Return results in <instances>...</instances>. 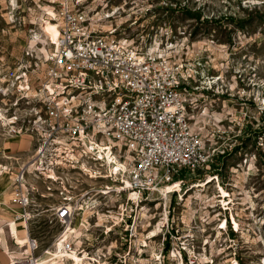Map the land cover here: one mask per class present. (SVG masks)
<instances>
[{
	"label": "built area",
	"instance_id": "obj_1",
	"mask_svg": "<svg viewBox=\"0 0 264 264\" xmlns=\"http://www.w3.org/2000/svg\"><path fill=\"white\" fill-rule=\"evenodd\" d=\"M97 15L90 13L86 0H60L57 9L46 14L58 27L52 47L41 57L34 56L35 67L20 61L0 79L15 97L10 106L0 108V126L11 137L26 135L34 141L31 161L13 178L12 202L24 210L19 218L35 221L49 213V222L61 228L57 245L41 256L39 241L28 235L20 245L21 259L11 264L138 263L147 247L145 242L136 247L140 203L151 200L154 193L162 200L172 196L178 191L173 177L195 172L212 157L191 121L189 106H196L199 98L189 86L190 69L154 45L142 51L128 39L117 38L115 29L102 34ZM39 64L44 73L35 87L32 72L39 70ZM0 94L7 95L2 84ZM115 159L122 165L116 168ZM83 165L97 173L92 177ZM82 175L109 182L100 193L107 202L112 197L126 199L117 213L120 220L112 225L124 224L120 256L95 259L88 250L75 247V217L88 211L87 215L98 216V203L87 206L94 197L85 198L87 192L72 194V183L81 185ZM212 178L217 188V176ZM179 180L184 186V179ZM168 185L171 192L163 190ZM227 194L217 193L216 230L239 233L241 229L233 225V198ZM53 195L58 203L43 208L41 200ZM207 244L206 240L203 245ZM194 251V244L182 243L171 249L170 256L180 264L213 263ZM56 254L60 260H54ZM45 255L49 257L41 262ZM157 261L161 264V253ZM229 264H238L237 258Z\"/></svg>",
	"mask_w": 264,
	"mask_h": 264
},
{
	"label": "rangeland",
	"instance_id": "obj_2",
	"mask_svg": "<svg viewBox=\"0 0 264 264\" xmlns=\"http://www.w3.org/2000/svg\"><path fill=\"white\" fill-rule=\"evenodd\" d=\"M59 1L0 0V79L20 61L35 67L34 56L43 55L37 50L35 29L39 31L42 17L56 23L46 14H52ZM86 2L90 13L101 19L102 34L115 29L117 38L128 39L142 51L154 45L171 61L190 69L189 86L199 98L196 106H189L191 121L204 150L212 154L207 165L173 177L174 182L182 177L185 185L172 196L162 200L154 193L151 200L140 203L143 210L137 224L136 247L140 242L147 247L136 264H159L160 253L161 264H180L171 258V249H178L182 243L194 244L195 255L211 258L212 264H229L235 257L238 264H264V0ZM38 67L32 72L35 87L44 73L43 65ZM0 84L7 93L0 94V108L4 109L15 97L6 83ZM13 144L15 153L9 149ZM33 149L31 137H11L0 126V173L12 165L28 164ZM216 176L217 188L212 178ZM81 180V185L72 183V194L87 192L85 198L94 197L87 206L98 203V216L87 215L89 211L78 213L76 217L83 220L78 218L74 225L83 222L87 230H81L75 247L88 250L95 259L122 255L124 224L112 225L120 220L117 213L126 199L112 197L107 202L100 193L109 182L89 180L86 175ZM217 193L218 197L230 193L233 198V225L241 229L239 233L216 230ZM41 201L43 208L58 203L56 195ZM40 219L42 228L30 232V237L40 243L39 256L54 247L61 233L55 222H49V213ZM155 227H159L157 232L150 236Z\"/></svg>",
	"mask_w": 264,
	"mask_h": 264
},
{
	"label": "crops",
	"instance_id": "obj_3",
	"mask_svg": "<svg viewBox=\"0 0 264 264\" xmlns=\"http://www.w3.org/2000/svg\"><path fill=\"white\" fill-rule=\"evenodd\" d=\"M11 146L10 151L15 153L16 145ZM20 166L21 164L19 167L12 165L8 171L0 173V264H11L14 260H20V245L26 242L31 230L33 232V229L42 228L39 225L41 219L29 223L19 218L24 210L12 202V181Z\"/></svg>",
	"mask_w": 264,
	"mask_h": 264
},
{
	"label": "bare ground",
	"instance_id": "obj_4",
	"mask_svg": "<svg viewBox=\"0 0 264 264\" xmlns=\"http://www.w3.org/2000/svg\"><path fill=\"white\" fill-rule=\"evenodd\" d=\"M36 23H37V21L35 22V25H37ZM41 25L44 26L45 31L42 30V28L40 27ZM38 27H39V31H37L35 29L36 34L38 35L37 39H36L37 50L39 51V54H43L44 55L45 53H47L48 49L50 47H52V44L56 41V38L58 36V27H57L56 23H52L51 21L45 19L44 17L39 18ZM208 84H210V83H208ZM115 163H116V168L122 165L117 159H115ZM83 168H85V171L88 174H90L92 177H93L94 174L97 173L96 170L94 171V170H92V169H90V168H88V167H86L84 165H83ZM181 185H182V181L179 180V181L175 182L174 186L177 189L180 190ZM193 187H196V185L193 186ZM163 190L166 191V192H171L172 191V187L170 185H168V186L164 187ZM196 196H200V195L196 194ZM221 197H226V196L222 195ZM78 218L83 220L82 216H78V217L75 218L74 223L77 222ZM74 223H73V232H72L73 236H74L73 238H74V240H78L80 238L79 237L80 234H81L80 232H81V230L84 227V223L81 222L80 225H76V224L74 225ZM158 228L159 227H155V229L150 232V236H154L155 233L157 232ZM150 238H153V237H150ZM56 245H57V243L55 244V246ZM59 245L60 244L58 243V246ZM46 259L40 260V261L43 262V261H46ZM60 259H61V255L60 254H56L55 257H54V260L57 261V260H60Z\"/></svg>",
	"mask_w": 264,
	"mask_h": 264
},
{
	"label": "trees",
	"instance_id": "obj_5",
	"mask_svg": "<svg viewBox=\"0 0 264 264\" xmlns=\"http://www.w3.org/2000/svg\"><path fill=\"white\" fill-rule=\"evenodd\" d=\"M168 251V247H165V252H167Z\"/></svg>",
	"mask_w": 264,
	"mask_h": 264
}]
</instances>
